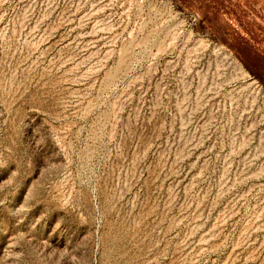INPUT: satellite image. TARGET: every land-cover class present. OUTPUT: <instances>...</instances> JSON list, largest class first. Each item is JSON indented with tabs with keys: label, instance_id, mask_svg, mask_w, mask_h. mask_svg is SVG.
<instances>
[{
	"label": "rangeland",
	"instance_id": "obj_1",
	"mask_svg": "<svg viewBox=\"0 0 264 264\" xmlns=\"http://www.w3.org/2000/svg\"><path fill=\"white\" fill-rule=\"evenodd\" d=\"M249 68L264 0H0V264H264Z\"/></svg>",
	"mask_w": 264,
	"mask_h": 264
},
{
	"label": "trees",
	"instance_id": "obj_2",
	"mask_svg": "<svg viewBox=\"0 0 264 264\" xmlns=\"http://www.w3.org/2000/svg\"><path fill=\"white\" fill-rule=\"evenodd\" d=\"M205 20L208 21V18H206ZM208 22L210 23V27L213 30V34L215 35V37H217V39L220 42L226 44L231 49H233L236 53H238L236 48H235V45L231 44V42H229V40L226 38L227 37L226 33H225L226 26L224 24L217 23L216 20H213L212 22L209 20ZM235 40H236V43L238 44L239 48L243 49L246 56H248L251 59L252 58L255 59L257 61L258 65H260L263 62L262 56L257 54L252 49H250L244 40H242L240 38H236ZM247 53H249V54H247ZM260 66H262V64ZM249 71L253 74V76L255 78H257L259 81H261V83L264 84V74H260L258 71H253V70H251V68H249Z\"/></svg>",
	"mask_w": 264,
	"mask_h": 264
}]
</instances>
